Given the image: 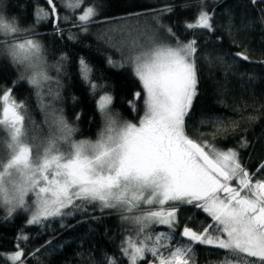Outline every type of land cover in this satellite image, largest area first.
Wrapping results in <instances>:
<instances>
[{
    "label": "snow or ice",
    "instance_id": "1",
    "mask_svg": "<svg viewBox=\"0 0 264 264\" xmlns=\"http://www.w3.org/2000/svg\"><path fill=\"white\" fill-rule=\"evenodd\" d=\"M57 2L72 13L83 9L74 27L87 32V26L96 22V7H84L85 0ZM250 2L255 5L264 0ZM46 3L47 10L34 9L35 24L50 21L54 32L62 33L59 21L69 22L72 17H61L54 0ZM196 5L200 10L194 22L186 23V29L215 33V5L211 12L206 0H196ZM173 10L167 5L161 13ZM261 13L260 23L264 24V9ZM224 15L231 33L233 13L226 9ZM154 20L174 44L160 43L155 35L147 37V43H140L137 37L127 46V55L123 43L117 49L121 61L108 57L110 66H130L142 86L144 114L139 123L118 121V114L111 112L113 96L105 91L104 84L93 80V68L81 57L80 76L89 86L90 95L95 98L103 93L96 99V109L104 126L95 142H72L77 129L65 119L63 109L53 107L60 99L59 92H53V85L62 87L59 76L67 56L62 54L55 64L49 65L45 45L35 38L38 34L34 28H21L15 18L9 19L0 12V56L23 69L12 82L13 87L27 79L50 133L39 144L35 137L30 142L26 122L32 128L37 125L28 115L25 102L13 98V88L0 89V130L7 132L9 153L6 161L0 159V207L7 210L0 220L10 221L19 209L30 213L27 225L41 228L76 213L99 220L88 212L89 207L98 205L101 213L117 210L122 222L134 226L135 236L130 235L121 244L122 257L127 258L128 264H141L148 254L153 258L149 264H190L193 244L225 250L221 264H264V179H254L264 171V162L256 173H250L236 150L221 151L187 135L186 118L198 95V41L193 38L183 42L171 28L160 23L159 16ZM100 38L111 43L107 32ZM235 55L248 60L243 53ZM49 69L55 70L56 79L49 75ZM141 95L135 92L128 102L134 112ZM76 119H80V114ZM65 145L68 150L61 151ZM242 147H248L246 141ZM30 197L34 198L29 203ZM184 206L202 210L212 223L202 230L185 225L179 235L187 240L171 248ZM136 212L141 214L134 215ZM154 225L167 226L168 230L154 233ZM29 239L22 234L16 237L18 243ZM166 249H170L167 255L163 251ZM0 259L5 264H25L26 253L17 247L7 255L0 253ZM104 264H120V258L105 255Z\"/></svg>",
    "mask_w": 264,
    "mask_h": 264
},
{
    "label": "trees",
    "instance_id": "2",
    "mask_svg": "<svg viewBox=\"0 0 264 264\" xmlns=\"http://www.w3.org/2000/svg\"><path fill=\"white\" fill-rule=\"evenodd\" d=\"M54 3H57L61 17H72L69 22L59 21L62 33H55L50 21L35 24L34 9H48L42 0H2L0 12L9 19L15 18L21 28H34L38 34L35 38L45 45L49 65L55 64L62 54L67 56L59 76L62 87L57 89L53 85V92L58 91L60 94V99L53 107L63 109L65 119L77 129L72 142L94 141L104 126L96 109V99L103 93H98L95 98L90 95L89 86L80 76L81 57L93 68V80L104 84L105 91L113 96L111 112L118 114V121L139 123L144 113L142 86L130 66L121 68L108 64V57L119 62L122 56L117 50L121 43L115 34H109L106 29L114 27L117 30L122 25L132 27L148 22L155 24L154 17L159 16L181 41L193 38L198 41V95L193 101L190 116L186 118L187 135L221 151L236 150L242 165L250 173L257 172L264 162V24L260 23L264 2L253 5L250 0H219V3L206 0L210 12L215 5V33L186 29V23L194 22L200 10L196 0H85L84 7L95 6L98 13L96 22L87 26V32L73 26L78 23L76 13L82 8L72 13L61 8L57 0ZM186 4L191 6L183 7ZM167 5L173 7V12L161 13V9ZM226 9L233 13L231 33L224 15ZM106 32L111 36V43L100 38ZM73 36L74 39H70ZM161 43L174 44L175 41L167 35ZM237 52L247 55L248 60L236 57ZM21 71L23 69H18L10 59L0 56V89L13 88V98L17 102H25L28 115L37 125L32 128L26 122L29 141L35 137V142L39 144L49 136V127L44 124V113L27 79L13 87L12 82L18 79ZM49 75L53 79L57 78L54 69H49ZM137 91L142 95L136 104L137 111L134 112L128 102ZM74 96L77 98L75 101ZM78 114L79 120L76 119ZM7 140L6 130H0V159L5 161L9 156ZM244 141L248 144L246 148L242 147ZM67 150V145L61 148V151ZM42 152L43 147L40 148ZM254 179H264V171H260ZM31 199L33 197L29 198V203ZM6 211V208L0 207V217L5 216ZM88 212L100 219L92 220L87 215L76 213L41 228L27 225L30 213L19 209L10 221L0 220V253L7 255L21 247L26 253L25 264H104L105 255L120 258V264H128L127 258L122 257L121 244L130 235L135 236L132 231L134 226L122 222L117 210L101 213L97 205L95 208L89 207ZM210 223L211 219L202 210L184 206L179 213V224L171 248L177 242L187 240L179 235L185 225L202 230V227ZM61 224L68 226L61 227ZM167 230V226L160 225H154L151 229L154 233ZM18 234L30 236L31 239L26 243H18ZM193 248L194 255L190 257V264H221L225 259V250L197 244H193ZM37 249L41 250L35 255H28ZM169 250H163L164 254L167 255ZM151 261L153 258L148 254L141 264H149ZM0 264H5V261L0 259Z\"/></svg>",
    "mask_w": 264,
    "mask_h": 264
},
{
    "label": "rangeland",
    "instance_id": "3",
    "mask_svg": "<svg viewBox=\"0 0 264 264\" xmlns=\"http://www.w3.org/2000/svg\"><path fill=\"white\" fill-rule=\"evenodd\" d=\"M2 0H0V3ZM87 7V6H86ZM83 10L78 11L76 13V17L81 14ZM160 23L167 28V26L160 20ZM107 32L115 34V38L122 44H124V52L127 55V46L132 42V40L140 37V43H147V37L155 35L158 42H162L167 37V32L164 29H161L157 23H142L141 25L129 27L127 25H122L121 27H117L115 30L114 27H108L106 29ZM189 41V40H188ZM187 42V41H185ZM144 114V113H143ZM120 123H123L119 121ZM98 139V138H97ZM96 139V140H97ZM91 141V142H95ZM226 151V150H225ZM235 186V183L233 184ZM34 198V197H33ZM155 210V208H153ZM143 211V210H142Z\"/></svg>",
    "mask_w": 264,
    "mask_h": 264
},
{
    "label": "water",
    "instance_id": "4",
    "mask_svg": "<svg viewBox=\"0 0 264 264\" xmlns=\"http://www.w3.org/2000/svg\"><path fill=\"white\" fill-rule=\"evenodd\" d=\"M42 1H44L46 3V0H42ZM46 5H47V3H46ZM47 7L49 8V5H47Z\"/></svg>",
    "mask_w": 264,
    "mask_h": 264
}]
</instances>
